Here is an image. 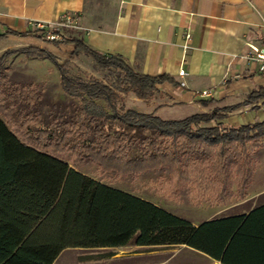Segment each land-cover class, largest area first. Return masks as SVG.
I'll use <instances>...</instances> for the list:
<instances>
[{"label":"trees","instance_id":"obj_1","mask_svg":"<svg viewBox=\"0 0 264 264\" xmlns=\"http://www.w3.org/2000/svg\"><path fill=\"white\" fill-rule=\"evenodd\" d=\"M61 34L59 40L46 41L73 44L62 62L38 46L7 49L0 55V264H53L66 249H109L130 241L136 246L184 244L222 264H264V199L240 213L194 224L75 165L86 157L118 175L165 165L172 175L187 179L182 158L190 154V181L199 185L202 195L220 203L229 198V164L245 161L242 153L258 146L253 139L264 135V119L229 124L226 111L237 105L181 118L127 106L124 96L149 101L159 92L157 84L170 76L140 72L81 37ZM17 51L55 65L61 90L77 99L72 114L55 101L44 115L43 90L6 73L5 60ZM79 54L91 57L106 72L101 77L71 74L72 59ZM259 98H264V88L249 92L245 101ZM3 112L14 115L20 134L2 119ZM201 145L213 148V159L203 156ZM251 170L238 183L239 198L246 196L243 185Z\"/></svg>","mask_w":264,"mask_h":264},{"label":"crops","instance_id":"obj_2","mask_svg":"<svg viewBox=\"0 0 264 264\" xmlns=\"http://www.w3.org/2000/svg\"><path fill=\"white\" fill-rule=\"evenodd\" d=\"M62 13L71 14L76 22L62 28L64 36L81 37L90 47L121 57L140 72L170 76L157 84L159 92L149 101L132 96L149 107L135 109L181 118L207 111V105H237L226 111L224 120L229 124L264 119V98L245 101L249 92L264 88V75L240 56L246 42L264 39V0H0V55L7 49L38 46L60 62L67 59L73 44L44 41L32 33L34 21L56 23ZM181 68L184 75L178 74ZM201 89L210 95L200 96ZM10 126L18 134L17 126ZM263 192L216 207H234ZM240 211L191 221L197 224Z\"/></svg>","mask_w":264,"mask_h":264},{"label":"rangeland","instance_id":"obj_3","mask_svg":"<svg viewBox=\"0 0 264 264\" xmlns=\"http://www.w3.org/2000/svg\"><path fill=\"white\" fill-rule=\"evenodd\" d=\"M34 35L40 34L33 28ZM42 38V37H41ZM43 39V38H42ZM46 41L45 39H43ZM6 73L12 79L19 82L36 81L37 86L42 87L43 100L40 104V109L46 115L51 109V103L61 102L63 112L72 114L74 112L76 98L67 96L59 86L58 72L55 65L48 59H41L40 57H29L20 51L10 54L5 60ZM106 72V69L99 68L94 60L79 54L72 59L70 73L87 77L94 75L101 77ZM42 79V80H41ZM127 106L137 108L139 110H147L149 107L146 104L134 99L132 95L124 96ZM214 105H207V111H212ZM28 109V108H26ZM176 108H172V110ZM179 110V109H178ZM196 109L183 110L182 112H193ZM181 111V110H180ZM14 115L8 112H3L2 118L10 125H16L13 122ZM17 126V125H16ZM20 134V128H15ZM262 129V128H261ZM260 129V130H261ZM257 147L252 150L246 149L242 155L246 154L245 161L235 160L229 164L227 168V191L228 199L223 202H218L211 198V195H202L198 184H192L189 179L191 176L190 161L188 157L192 155L184 154L182 158L185 164L184 172H186L187 179L181 177L185 175H172L168 166H156L154 168L143 169L138 173H129L127 175H118L115 171H104L99 165L90 159L83 157L75 162L76 168L104 183L111 186L122 188L135 194H138L170 211H173L190 220H202L209 216H217L226 214L234 210H245L248 207L254 206L259 200L264 199V192L253 196L251 199L234 207L224 209L217 208L218 204H228L234 202L238 197V183L245 179L247 170H251V178L247 184L243 185L244 193H258L264 190V135L253 139ZM252 140L247 142L251 145ZM204 151L203 156L208 155L209 159H213L215 153L213 148H205L201 145ZM210 149L212 151H210ZM136 152L133 147L132 154ZM210 154V156H209ZM244 160V159H243ZM249 160V161H248ZM74 162V161H71ZM221 207V206H220ZM141 250L144 254L135 255L130 254L133 251ZM114 252L112 256H106L107 252ZM54 264H222L204 253L195 249H190L183 245H161V246H144L136 247L132 241L122 247H114L109 249L86 250L78 248L66 249L57 258Z\"/></svg>","mask_w":264,"mask_h":264},{"label":"built area","instance_id":"obj_4","mask_svg":"<svg viewBox=\"0 0 264 264\" xmlns=\"http://www.w3.org/2000/svg\"><path fill=\"white\" fill-rule=\"evenodd\" d=\"M75 19L69 13H62L56 23L34 21L33 26L45 40H59L62 37V28L74 27ZM247 49L240 56L253 66L259 73L264 75V39L259 41L246 42ZM183 68L179 69L178 74L184 75ZM199 95L204 97L210 95L207 89H201Z\"/></svg>","mask_w":264,"mask_h":264}]
</instances>
